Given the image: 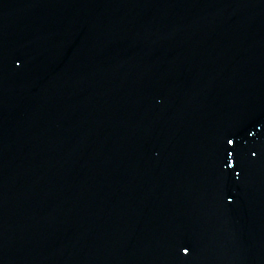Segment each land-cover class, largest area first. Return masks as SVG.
I'll list each match as a JSON object with an SVG mask.
<instances>
[{
    "label": "water",
    "instance_id": "95a60500",
    "mask_svg": "<svg viewBox=\"0 0 264 264\" xmlns=\"http://www.w3.org/2000/svg\"><path fill=\"white\" fill-rule=\"evenodd\" d=\"M257 148L264 0H0V264H264Z\"/></svg>",
    "mask_w": 264,
    "mask_h": 264
},
{
    "label": "snow or ice",
    "instance_id": "6c2138e0",
    "mask_svg": "<svg viewBox=\"0 0 264 264\" xmlns=\"http://www.w3.org/2000/svg\"><path fill=\"white\" fill-rule=\"evenodd\" d=\"M245 133L248 136L252 135V133L248 130V128L245 129ZM224 140L226 141V144L223 147V151L227 153L228 157H233V154L235 153L236 155L233 158L236 159L237 161H239L240 156L243 152L244 146H242L239 143L238 139H236L235 137H232V136L225 135ZM229 149H231V151H229ZM249 151H251L250 148H249ZM258 151L260 152L261 155H264V150L257 148V151L252 152V156L257 157ZM232 168H233V160L229 159L227 169L223 170V174L225 176L226 183H227V179L230 178L231 176L235 175L236 177H239V175H240L239 172H231L230 173L228 171V169H232ZM223 196L225 197V199L228 203L233 202V196L227 190L224 191ZM176 243H177V248L181 252H183V254L185 256H187L189 253V247L190 246L184 240H177Z\"/></svg>",
    "mask_w": 264,
    "mask_h": 264
}]
</instances>
